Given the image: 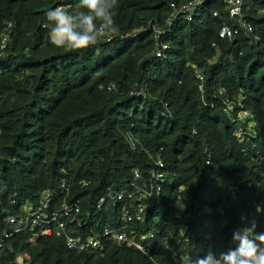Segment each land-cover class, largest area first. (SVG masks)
Returning <instances> with one entry per match:
<instances>
[{"label": "trees", "instance_id": "1", "mask_svg": "<svg viewBox=\"0 0 264 264\" xmlns=\"http://www.w3.org/2000/svg\"><path fill=\"white\" fill-rule=\"evenodd\" d=\"M188 1L118 0L117 34L66 50L50 43L45 13L76 11L79 0H0V35L8 33L0 50V227L39 207L45 192L48 213L56 210L66 181L68 201L91 219L78 233L119 228L121 205L132 212L137 193L123 203L113 197L148 185L157 159L165 173L143 221L131 225L156 234L145 253L108 243L81 254L54 236L30 242L25 231L8 241L0 264L22 253L28 264H188L235 247L233 233L253 221L264 232V0H242L253 32L226 39L219 32L234 21L225 0L169 23L171 4ZM225 105L256 117L247 153Z\"/></svg>", "mask_w": 264, "mask_h": 264}, {"label": "built area", "instance_id": "2", "mask_svg": "<svg viewBox=\"0 0 264 264\" xmlns=\"http://www.w3.org/2000/svg\"><path fill=\"white\" fill-rule=\"evenodd\" d=\"M207 0H189L179 7L171 4L172 14L169 23H173L177 19L192 21L196 15L198 8ZM225 10L228 17L234 21V24L221 28L219 38L226 39L238 36L241 32L252 33V26L247 23L242 11V0H225ZM60 6V5H58ZM57 7V6H56ZM11 25L8 24V28ZM8 41V33L4 32L0 35V50L6 48ZM157 49L155 56L162 58L164 50ZM195 77L199 80L203 79L200 72L196 71ZM111 88H115L112 84ZM227 117L235 122V127L232 131V136L236 143L242 148L244 153H247L251 145L257 140L256 117L249 111L239 110L235 111L231 106L225 105L223 109ZM210 163L209 158L206 159L205 165ZM164 163L161 159L154 162L150 170L151 178L148 185L144 187L133 186L132 190H125L113 197L115 203L125 202L134 198V192L137 193L136 200L138 205L129 212L123 205H121L120 218L122 219V227L109 228L105 227L99 234L85 235L78 233V230L83 227H88L91 224V219L82 217V211L77 202L68 201L69 187L66 181L60 185L63 197L60 201L59 207L48 213L52 202V195L44 193L40 201L39 207H24L25 214L22 216H9L3 219L6 227H0V257L2 256L8 241L16 234L27 231L29 241L34 242L38 236L63 239L65 241L66 249L81 253L94 254L101 253L108 243L115 245H127L138 251L145 253L146 249L151 245L156 234L154 232H139L132 224H139L143 221L146 208L150 199L162 190V184L165 182V173L162 172ZM137 178L138 174L135 175ZM86 185V184H84ZM13 203V202H12ZM105 199H101L97 205V210L101 211ZM180 202H178V205ZM5 211H2V214ZM30 256L28 253H22L17 256L16 264H28Z\"/></svg>", "mask_w": 264, "mask_h": 264}, {"label": "clouds", "instance_id": "3", "mask_svg": "<svg viewBox=\"0 0 264 264\" xmlns=\"http://www.w3.org/2000/svg\"><path fill=\"white\" fill-rule=\"evenodd\" d=\"M117 5L118 0H79L76 11L70 5H60L45 13L47 22L42 26L48 29L53 46L86 49L119 32L113 11ZM232 241L235 247L219 253L209 251L188 264H264V232H256L254 221L251 227L235 231Z\"/></svg>", "mask_w": 264, "mask_h": 264}]
</instances>
